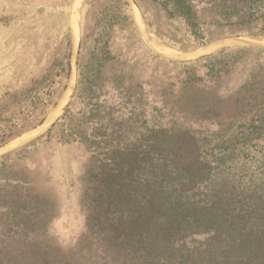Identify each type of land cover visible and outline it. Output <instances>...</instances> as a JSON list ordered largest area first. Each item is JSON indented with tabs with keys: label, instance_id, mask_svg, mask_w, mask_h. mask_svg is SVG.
Here are the masks:
<instances>
[{
	"label": "trees",
	"instance_id": "obj_1",
	"mask_svg": "<svg viewBox=\"0 0 264 264\" xmlns=\"http://www.w3.org/2000/svg\"><path fill=\"white\" fill-rule=\"evenodd\" d=\"M150 1L159 7L157 34L182 50L208 42L212 26L264 35V0H199L205 20L194 0ZM196 62L150 85L153 102L160 103L153 108L160 113L155 122L141 119L145 102L132 101L141 90L121 97L123 108L132 109L113 134L63 132L65 141L92 142L80 177L87 231L69 239L95 244L97 264H264V63L251 60L246 48H224ZM89 78L83 72L80 83ZM85 89L79 84L77 97ZM35 199L31 259L0 264H66L72 258L49 228L62 217L55 203L45 212L44 198Z\"/></svg>",
	"mask_w": 264,
	"mask_h": 264
},
{
	"label": "rangeland",
	"instance_id": "obj_2",
	"mask_svg": "<svg viewBox=\"0 0 264 264\" xmlns=\"http://www.w3.org/2000/svg\"><path fill=\"white\" fill-rule=\"evenodd\" d=\"M133 1L135 12L142 14L157 37L175 48L180 54L177 56L227 38L253 43V38L264 37L212 26L208 42L182 50L157 34L162 28L158 5L137 0L141 10ZM72 2L0 0V142L9 135L21 134L0 146V206L8 207L0 210L2 262L31 259L38 195L44 198L43 211L47 212L48 203L53 201L62 216L49 228L56 231L53 234L57 244L67 253L72 252L66 264L99 262L95 244H85L90 246L88 249L77 246L79 240L74 244L69 239L79 231H87L81 216L84 186L80 177L92 157V142L65 141L63 132L72 133L74 128L85 136L113 134L117 130L114 124L122 118L126 120L132 109V105L123 108L121 97L128 99L132 92L141 90V95L132 101L145 102L140 117L155 122L160 113L153 108L159 109L160 103L153 102L150 85L172 69L177 74L185 65L198 67L196 59L224 48L250 49L251 60L264 63V47L233 40L190 58L161 55L147 45L134 19L131 0H82L76 3L70 19ZM194 2L199 17H209L199 0ZM73 17L77 19L74 36L70 28ZM77 50L78 65L74 69ZM83 72L90 75L86 84L80 83ZM79 84L86 87L82 98L77 97L81 95ZM71 93L67 110L58 117ZM42 116L45 121L35 127ZM6 232L8 236H4Z\"/></svg>",
	"mask_w": 264,
	"mask_h": 264
},
{
	"label": "bare ground",
	"instance_id": "obj_3",
	"mask_svg": "<svg viewBox=\"0 0 264 264\" xmlns=\"http://www.w3.org/2000/svg\"><path fill=\"white\" fill-rule=\"evenodd\" d=\"M81 1L82 0H79L77 4H80ZM135 18H136L138 26L140 27L142 34L149 41V43L154 47V49H156L158 52L168 57H181V56H177L180 54L176 52L175 48L173 49L171 46H169L167 43L162 41L159 37H157L150 30L145 19L143 18L142 14L139 11L135 12ZM72 25H73V28L75 29L77 25V19L74 20V17H73ZM253 41H254L253 44L255 45L264 46V37L253 38Z\"/></svg>",
	"mask_w": 264,
	"mask_h": 264
},
{
	"label": "water",
	"instance_id": "obj_4",
	"mask_svg": "<svg viewBox=\"0 0 264 264\" xmlns=\"http://www.w3.org/2000/svg\"><path fill=\"white\" fill-rule=\"evenodd\" d=\"M77 1H78V0H73V2H72V6H71L72 12H71V15H70V19H71V16L73 15V13H74L75 5H76ZM131 4H132V6H133V16H134V19H135V21H136V18H135V6H136V5H135V3H134L133 0H131ZM136 23H137V21H136ZM70 28H71L72 35L74 36V35H75V30H74V28H73L71 22H70ZM143 37H144V36H143ZM144 39H145V38H144ZM230 40H233L234 42L243 43V44L259 46V45H255V44H253V43H251V42L245 41L244 39H241V38H227V39H223V40L216 41V42H214V43H212V44H209V45H205V46L199 48V49L196 50V51L185 52V53L181 56V58H182V57H183V58H190V57H193V56H195V55H197V54H201V53L204 52V51H205V52H208V51L214 49L215 47L219 46L220 44H223L225 41H230ZM145 41H146L147 45H148L153 51H155V52H157V53L163 55L162 53H160V52H158L156 49H154V47L149 43V41H147L146 39H145ZM259 47H264V46H259ZM78 54H79V51L77 50V51H76V57H75V63H74V69H76V68H77V65H78ZM71 98H72V93H71V95L69 96L68 101H67V102L65 103V105L61 108L58 117H59L61 114H63V113L67 110ZM53 124H54V123H52L51 125H49L48 128L52 127Z\"/></svg>",
	"mask_w": 264,
	"mask_h": 264
}]
</instances>
